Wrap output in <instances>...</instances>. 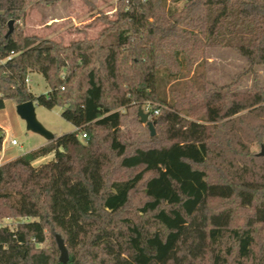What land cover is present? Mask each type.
Segmentation results:
<instances>
[{"label":"trees","instance_id":"1","mask_svg":"<svg viewBox=\"0 0 264 264\" xmlns=\"http://www.w3.org/2000/svg\"><path fill=\"white\" fill-rule=\"evenodd\" d=\"M41 1L0 0V109L58 106L75 130L0 166V221L15 223H0V264H264V157L250 150L264 144V0H117L97 37L68 44L18 28ZM219 47L250 87L188 77ZM33 72L45 94L29 92ZM147 102L155 133L132 139L120 108Z\"/></svg>","mask_w":264,"mask_h":264},{"label":"rangeland","instance_id":"2","mask_svg":"<svg viewBox=\"0 0 264 264\" xmlns=\"http://www.w3.org/2000/svg\"><path fill=\"white\" fill-rule=\"evenodd\" d=\"M183 2L184 0H167V7L170 10H179ZM116 6L117 0H42L36 6L28 9L25 18L17 24L23 35H37L68 44L70 41L81 39L84 36L97 37L104 28V24L96 23V18L106 15L110 19H114ZM12 28H14V20ZM245 68V60L233 49L219 47L210 50L208 58L200 62L196 66L194 74L188 77H191L197 86L202 85L201 76L215 84H225L237 80L236 87L243 90L250 87L252 81L250 74L239 75ZM256 70L264 78V67H257ZM29 79L27 85L32 95L39 96L48 91L49 88L41 74L33 72L29 75ZM162 86L163 91L167 94L169 84L164 83ZM150 104L151 108L159 105L155 102H150ZM15 106L13 101L6 100L4 107L0 109V137L3 136L0 166L22 154L35 150L42 143L48 142L42 136L26 129V123L16 113ZM144 107L145 104L141 106L142 109ZM120 111L125 114L122 129L128 137L137 140L148 135L147 125L140 121L133 107L130 109L122 107ZM35 114L43 127L56 136L75 130V127L62 117V109L58 106L47 109L36 104ZM149 119L152 121L151 116ZM12 139L16 140V145L11 144ZM250 150L257 154L260 151V144L251 145ZM48 155L41 156L44 158L37 160L33 165L38 166L48 162L52 158ZM0 223L8 227H14L15 224L9 218L2 219ZM46 237V241L40 247L48 246V233H46Z\"/></svg>","mask_w":264,"mask_h":264},{"label":"water","instance_id":"3","mask_svg":"<svg viewBox=\"0 0 264 264\" xmlns=\"http://www.w3.org/2000/svg\"><path fill=\"white\" fill-rule=\"evenodd\" d=\"M12 22L13 20L8 21V31L9 34L12 31ZM35 105L36 102L33 100H28L23 103L16 104L15 109L16 113L20 118H22L26 123V129L28 131L34 132L42 136L46 141L54 139V134L43 127V125L37 120L35 114ZM138 117L140 121L148 126L150 135H154V122L149 119L148 113L144 112L141 107L137 110ZM258 156L264 157V145L260 146V151L257 153ZM55 241L57 248L59 250V261L66 263L68 260V251L64 244V241L60 234H55Z\"/></svg>","mask_w":264,"mask_h":264},{"label":"built area","instance_id":"4","mask_svg":"<svg viewBox=\"0 0 264 264\" xmlns=\"http://www.w3.org/2000/svg\"><path fill=\"white\" fill-rule=\"evenodd\" d=\"M29 81H30V79H29V77H27L26 82L28 83ZM150 109H151V104L147 102V103L145 104V107H144L143 111H145L146 113H148V111H150ZM158 112H159V109H158V108L154 109V110L152 111L151 116H153V115H157ZM149 116H150V115H149ZM11 144H12V145H16V144H17L16 140L12 139V140H11Z\"/></svg>","mask_w":264,"mask_h":264},{"label":"crops","instance_id":"5","mask_svg":"<svg viewBox=\"0 0 264 264\" xmlns=\"http://www.w3.org/2000/svg\"><path fill=\"white\" fill-rule=\"evenodd\" d=\"M45 143H46V142L42 143L41 145H44ZM41 145H40V146H41ZM48 156H52V158H53V154H52V153L49 154ZM44 157H45V156H44ZM44 157H39V158H37L36 160H34V161L32 162V165H33L35 162H37V160H42ZM52 158H51V159H52ZM10 159H11V158H10ZM10 159H9V160H10ZM6 161H7V160H6ZM33 166H35V165H33Z\"/></svg>","mask_w":264,"mask_h":264}]
</instances>
